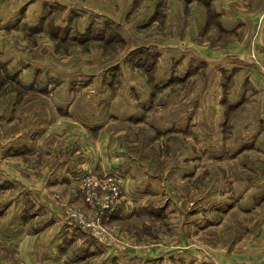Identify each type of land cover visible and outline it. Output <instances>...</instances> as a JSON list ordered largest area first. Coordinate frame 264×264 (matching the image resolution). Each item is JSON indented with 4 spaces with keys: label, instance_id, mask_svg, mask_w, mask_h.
<instances>
[{
    "label": "crops",
    "instance_id": "0c3cea01",
    "mask_svg": "<svg viewBox=\"0 0 264 264\" xmlns=\"http://www.w3.org/2000/svg\"><path fill=\"white\" fill-rule=\"evenodd\" d=\"M153 1L136 8L132 4L128 27L111 18L121 23L127 48L132 40L141 44L132 50L152 46L159 53L157 66L169 67L172 74L185 62L194 69L202 60L222 78L233 75L235 82H241V97L237 101L230 97L229 108L238 107L231 139L224 145L223 131L220 136V158L230 154L229 164L221 166L225 180L234 186L222 192L221 201L231 200L229 208L213 211L207 205L211 201L207 193L194 196L192 204H202L188 212L192 229L188 244H183L206 264H264V24L256 30L264 0H165L164 21L158 20L161 13ZM155 24H159L156 30L139 38L130 29L135 26L141 31ZM153 36L157 44L149 42ZM66 77L60 74L55 88L73 92L72 101H13L12 115L0 113L1 131L5 118L13 121L21 120L23 114L33 115L30 130L19 133L15 128L7 141L0 137V186L7 198L11 195L0 207V264H176V257H168L178 251L179 244H144L135 240L125 223L134 214L130 197L142 200L145 194L149 199L150 190L158 185L156 173L144 169L131 155L128 135L111 125L110 115L100 120L97 115L78 112L77 105L84 101H76L77 79L73 88ZM223 83L211 85L213 92L220 88L223 93ZM208 102L198 101L193 121L198 116L205 118ZM220 105L216 104L217 111ZM232 136L234 150L229 145ZM210 150L209 146L202 150L195 144L190 147L193 156L189 159L195 165L192 175L200 168L195 155ZM89 165L98 173L116 171L123 180L126 198L110 217V223L127 234L121 241L94 238L68 216V205L89 209L77 180ZM137 166L144 169L142 175L136 172ZM14 188L19 191L14 193Z\"/></svg>",
    "mask_w": 264,
    "mask_h": 264
},
{
    "label": "rangeland",
    "instance_id": "374dc122",
    "mask_svg": "<svg viewBox=\"0 0 264 264\" xmlns=\"http://www.w3.org/2000/svg\"><path fill=\"white\" fill-rule=\"evenodd\" d=\"M147 1L0 0V113L12 115L10 104L13 101H72L73 92L56 89L55 84L60 74L69 77L73 88L77 79L76 101H84L77 105L78 112L85 116L97 115L100 120H107L110 115L111 125L128 135L125 139L131 147V155L143 163L144 169L157 175L158 185L150 190L149 199L146 200L145 194L142 200L130 197L134 214L126 219L128 230L135 240L147 245L179 244L174 253L177 256L169 253L168 257H176V264H206L183 244L187 243L192 229L188 212L202 204L196 201L193 205L192 198L206 193L211 199L207 205L213 211L229 208L231 200L221 201L224 199L222 192L234 186L225 180L221 168L222 163L229 164L230 154L220 158L223 152L220 136L223 131L224 145L231 139L238 107L229 108L230 97L233 101L241 97V82H235L233 75L222 78V74L214 73L212 66L204 65L202 60L197 61L198 67L194 69L189 67L190 62H185L178 73L172 74L167 71L169 67L157 66L155 48L132 50L141 45L133 40L127 48L122 42L126 33L116 25L124 22L127 26L132 4L136 8ZM156 2L161 13L158 20L164 21L165 0H155L153 6ZM263 24L264 10L257 16L256 30ZM158 25L141 31L135 26L130 29L139 38L140 34L144 36L156 30ZM166 35L170 37V33ZM149 42L157 44L159 41L153 36ZM50 48L54 52L49 51ZM222 81L224 92L220 94V88L213 92L211 85L214 88ZM87 86L94 88L91 90ZM198 101H209L204 108L206 116L204 119L198 116L193 121ZM216 104L220 105L218 111ZM23 109L28 110L27 107ZM22 117L21 120H2L5 129L0 130V137L7 141L15 128L19 133L30 130L33 115L27 113ZM13 123H19L20 127H12ZM235 125L239 123L235 121ZM234 142L232 136L229 144L232 150ZM194 144L200 150L204 146L211 149L207 154L195 155L200 158L196 162V167H200L196 176L192 175L195 165L189 159L193 155L188 152ZM144 169L137 166L136 172L142 175ZM84 171L77 176L79 183ZM2 190L0 186V207L11 196L8 194L7 198ZM21 190L26 192L23 187ZM18 191L14 188V193ZM123 194L126 198L124 188ZM56 196L61 199L60 195ZM229 196L230 193L228 198L231 199ZM68 208L82 210L75 205H68ZM126 237L112 232L107 242L114 243Z\"/></svg>",
    "mask_w": 264,
    "mask_h": 264
},
{
    "label": "built area",
    "instance_id": "2783aa9c",
    "mask_svg": "<svg viewBox=\"0 0 264 264\" xmlns=\"http://www.w3.org/2000/svg\"><path fill=\"white\" fill-rule=\"evenodd\" d=\"M259 27L257 30H260ZM94 166V165H93ZM88 166L80 178V191L89 209L68 208L69 218L77 226L86 229L93 237L109 241L112 232L125 237V231L111 227L108 221L124 202L123 180L116 171L98 173Z\"/></svg>",
    "mask_w": 264,
    "mask_h": 264
},
{
    "label": "trees",
    "instance_id": "16d2710c",
    "mask_svg": "<svg viewBox=\"0 0 264 264\" xmlns=\"http://www.w3.org/2000/svg\"><path fill=\"white\" fill-rule=\"evenodd\" d=\"M113 23H114V22H113ZM116 26H118V27H121V28H122V26H121V25H120V26H119V25H116ZM122 39H123V41H122V42H124V44H125V43H126V40H125V38H124V37H122ZM151 47H152V46H151ZM141 48H149V47H141ZM152 48H153V47H152ZM155 52L157 53V61H156V64H157V62H158V58H159V53H158L157 51H155ZM156 64H155V66H156ZM112 215H113V214H112ZM112 215H111V216H112ZM108 223H109V224H111V223H110V219H109ZM94 238H95V237H94Z\"/></svg>",
    "mask_w": 264,
    "mask_h": 264
}]
</instances>
